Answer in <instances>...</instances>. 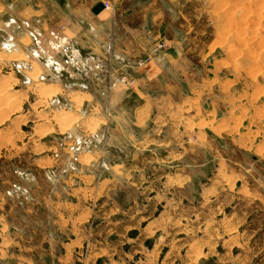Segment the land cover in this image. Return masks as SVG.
<instances>
[{
  "label": "rangeland",
  "instance_id": "rangeland-1",
  "mask_svg": "<svg viewBox=\"0 0 264 264\" xmlns=\"http://www.w3.org/2000/svg\"><path fill=\"white\" fill-rule=\"evenodd\" d=\"M167 2L202 68L200 82L190 78L192 98L164 115L176 118L175 129L149 130L167 144L108 132L104 166L72 169L62 151L71 136L38 138L16 119L9 74L0 98L8 102L0 110V264H264V0ZM115 61L97 75L106 87ZM94 143L88 137L85 146ZM50 145L58 151L36 154ZM113 149L131 151L130 176L113 175ZM169 156L175 161H160ZM178 178L200 186L203 201ZM223 206L242 215L226 220Z\"/></svg>",
  "mask_w": 264,
  "mask_h": 264
},
{
  "label": "crops",
  "instance_id": "crops-1",
  "mask_svg": "<svg viewBox=\"0 0 264 264\" xmlns=\"http://www.w3.org/2000/svg\"><path fill=\"white\" fill-rule=\"evenodd\" d=\"M169 14L167 0H0V93L5 92L1 100L7 97L10 74V89L18 97L16 119L20 124L31 122L30 133L38 138L59 133L71 136L62 151L72 157L68 160L72 169L104 166L108 132L117 139L138 138L142 146L167 144L149 130L152 124L158 130L175 129L176 118L164 115L184 98H192L190 78L200 82L197 74L202 69L193 43L185 41V29ZM160 42L165 47L157 49ZM146 55L149 58L136 65ZM114 60L106 87L97 75L107 61ZM4 68L9 71L5 73ZM121 76L131 83L120 81ZM7 103L0 104V110ZM156 115L159 117L153 118ZM88 137L96 138L90 148L85 146ZM80 142L82 147H75ZM44 149L58 151L50 145L36 154ZM119 150L121 153L112 150L116 160L109 167L121 179L130 176L132 153ZM197 151L200 154V148ZM185 155L188 158V152ZM160 161L175 159L169 156ZM36 166L51 165L37 162ZM177 180L184 190L195 191L196 202L203 201L200 186L188 185L185 178ZM256 199L253 196L250 203ZM103 200L100 197L97 203ZM223 209L224 218L231 222L242 215L235 207ZM201 256L204 259L206 252Z\"/></svg>",
  "mask_w": 264,
  "mask_h": 264
},
{
  "label": "built area",
  "instance_id": "built-area-1",
  "mask_svg": "<svg viewBox=\"0 0 264 264\" xmlns=\"http://www.w3.org/2000/svg\"><path fill=\"white\" fill-rule=\"evenodd\" d=\"M105 7H108V4H107V3H105ZM163 46H164V43H163V42H160V43L157 45L158 48H162ZM148 58H149V55H146V57L144 58V60H147ZM144 60H141L140 62H143ZM120 81L125 82V83H131V81H129L128 79H126L125 76H122V77L120 78Z\"/></svg>",
  "mask_w": 264,
  "mask_h": 264
},
{
  "label": "bare ground",
  "instance_id": "bare-ground-1",
  "mask_svg": "<svg viewBox=\"0 0 264 264\" xmlns=\"http://www.w3.org/2000/svg\"><path fill=\"white\" fill-rule=\"evenodd\" d=\"M14 56V55H13ZM34 72H35V70H34ZM31 74H32V72H30ZM36 73V72H35ZM37 74V73H36ZM42 78H44V77H42ZM37 84H38V82H37ZM41 86V85H40ZM42 86H43V84H42ZM39 87V86H38ZM53 87V86H52ZM36 88V87H35ZM54 88V87H53ZM4 89V88H3ZM36 89H40V88H36ZM56 90V89H55ZM3 93H5V92H3ZM3 93H2V95H3ZM7 93V92H6ZM8 94V93H7ZM0 95H1V93H0ZM1 95V96H2ZM44 96V95H43ZM42 99V98H41ZM77 99V98H76ZM43 100V99H42ZM77 101H78V99H77ZM3 104V103H2Z\"/></svg>",
  "mask_w": 264,
  "mask_h": 264
}]
</instances>
